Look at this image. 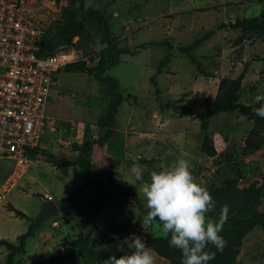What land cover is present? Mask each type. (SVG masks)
<instances>
[{"label": "rangeland", "instance_id": "1", "mask_svg": "<svg viewBox=\"0 0 264 264\" xmlns=\"http://www.w3.org/2000/svg\"><path fill=\"white\" fill-rule=\"evenodd\" d=\"M24 1L26 14L43 25L47 39L56 40L63 29L73 28L86 16L81 34L73 36L63 48L75 55L73 62L84 61L87 67L95 65L103 26L82 13L77 2ZM86 3L106 18L117 47L125 46L133 51L113 55L114 62L104 66V74L116 81L115 91L123 100L110 137L104 145L92 148L89 176L75 165H51L42 151L22 173H15L13 161L0 159V190L7 188L0 199V239L17 243V236L30 226L34 231L26 240L25 254L16 256L14 264H33L30 256L34 263L50 264V257L59 248L69 245L78 232L88 229L81 217L100 190L107 196L96 218L97 236H102L113 224L128 221L131 226L128 234L120 235L116 243L108 246L112 255L117 258L123 255L118 245L133 234L144 241L149 236L164 235L159 220L145 230L142 228L147 209L139 189L149 180L152 170L171 165L181 157L191 162L193 176L210 193L220 189L226 178H236L235 189L243 193L251 186L259 188L258 205L251 212L235 214L236 218L264 210V142L260 147L245 149L246 142L264 141V123L255 125L237 110L211 116L207 132L217 153L208 157L200 151L203 131L199 118L179 116L171 108L159 107V102L177 100L178 110L186 105L197 115L210 107L220 78L237 77L241 73L239 102L253 103L256 95H264V18L261 16L264 0H86ZM210 29L215 32L194 50L207 73L203 75L176 46L187 45ZM164 39L174 48L169 63L157 73V65L166 53L164 46H138ZM109 100L105 83L93 74L61 71L47 108L54 126L47 128L41 149L58 158L75 160L74 145L104 133L97 121L106 114ZM134 161L145 169L143 180H136L130 171ZM88 178L99 179L103 184L85 188L71 197L74 188ZM122 188L133 193L135 200L122 195ZM48 195L59 213L38 223L36 217ZM8 204L26 217H16L6 209ZM208 215L219 217L212 212ZM231 219L228 214L223 226ZM123 246L127 251V245ZM6 254V248L0 245V264L4 263ZM153 254L155 264H169ZM79 264H85L82 258ZM236 264H264V231L259 226L242 240Z\"/></svg>", "mask_w": 264, "mask_h": 264}, {"label": "trees", "instance_id": "2", "mask_svg": "<svg viewBox=\"0 0 264 264\" xmlns=\"http://www.w3.org/2000/svg\"><path fill=\"white\" fill-rule=\"evenodd\" d=\"M70 3H78V8L82 13H87V16L91 21H94L103 26L104 33L102 35L99 56L95 65L87 67L84 61H77L69 63L65 66L64 70L87 72L93 74L94 78L105 83L106 92L110 97L108 110L106 114L100 117L97 121L99 128H104V133L98 135L95 138H87L80 145H74V150L77 152V158L75 160H68L58 158L51 152H45L41 148L35 149L34 154L43 152L45 161L56 167L62 166H78L85 175L89 176L92 162L90 159L91 151L94 145L102 146L106 140L110 137L112 126L116 120V113L120 106L123 97L119 92L115 91L116 81L104 74V66L110 62H114L113 55L132 54V50L128 47H117L114 35L111 32L109 23L102 13L86 3V0H69ZM264 18V12L261 13ZM87 17L83 16L81 20L75 23L71 29H63L60 36H63L67 43L70 42L73 36L81 34L84 29ZM214 29L207 30L200 37L194 39L187 45H178L176 49L185 54L192 63L195 64L197 70L203 74L207 73L203 70L200 60L194 55V50L201 46L213 33ZM55 39H46L45 47L48 50L54 49ZM162 45L166 49V53L162 60L157 65V73L162 71L164 65L169 63L172 50V45L168 40L162 41H150L148 43H142L138 47L143 48L145 45ZM108 53V56H106ZM243 74H239L237 77H222L220 78L217 86V92L210 104V107L197 115H194L192 108L183 105L181 110H178L176 106L177 100L168 101L167 103L159 102L161 109H173L179 116H191L197 117L200 120V128L203 131V138L200 145V151L208 157L216 155L217 150L214 145L212 137L208 134V121L211 116L217 115L222 112H229L237 110L239 114L245 117L247 120L252 121L255 125L264 123V118H261L253 112V109L260 105L256 102L242 103L239 102V91L241 89V81ZM153 80V79H152ZM154 83V81H153ZM155 94L157 95L158 89L156 88ZM263 139H259L256 142H246L245 149L250 146L260 147L263 143ZM102 181L99 179L88 178V180L74 188L71 197L81 193L85 188L92 186H102ZM237 186L236 178H226L222 183L220 189L210 193L216 202L215 210L212 212L215 215H220V210L224 204L229 205V213L232 217L230 223L223 226V230L220 235L223 236L226 241L223 250H218L214 245L209 244L205 249L210 254L214 255V259L210 260L208 264H236L237 256L240 252L242 240L252 231L255 226H259L264 231V210L255 213L252 216L236 218L235 214L251 212L259 203L260 191L258 187L251 186L245 189V192L235 189ZM120 193L124 196L135 200L133 193L129 190L122 188ZM107 196L102 190L99 191L98 196L95 199L89 201V209L82 215L81 222L87 226L86 231H80L67 246L59 248L50 259V264H79V258H82L85 264H102V262L108 259L112 255L109 245L116 243L120 239V235L128 234L131 230L130 223L128 221L113 224L102 236H97V221L96 218L102 207L104 198ZM242 198L240 201L239 199ZM6 209L16 217L24 218L26 214L17 209L11 204H8ZM158 220V219H157ZM34 235V231L30 226L27 231L17 236V243L9 241L7 239H0V245L4 246L7 250L6 259L3 264H14L16 256L25 254L26 240ZM170 234L168 236H149L145 239V242L149 248L152 249L158 256L167 260L169 264H181L182 251L178 248L171 247L169 244ZM33 264H44L43 262L34 263V259L29 257Z\"/></svg>", "mask_w": 264, "mask_h": 264}, {"label": "built area", "instance_id": "3", "mask_svg": "<svg viewBox=\"0 0 264 264\" xmlns=\"http://www.w3.org/2000/svg\"><path fill=\"white\" fill-rule=\"evenodd\" d=\"M23 3L0 0V159L13 161L15 173L27 170L47 128L53 129L47 114L51 92L59 73L75 60L64 50L67 45L45 47V29Z\"/></svg>", "mask_w": 264, "mask_h": 264}, {"label": "clouds", "instance_id": "4", "mask_svg": "<svg viewBox=\"0 0 264 264\" xmlns=\"http://www.w3.org/2000/svg\"><path fill=\"white\" fill-rule=\"evenodd\" d=\"M255 102L260 106L253 112L264 118V95H256ZM144 170L138 161H134L130 169L136 180H143ZM128 183L134 185V182ZM139 191L147 209L142 217V228L145 230L158 219L164 234H170V246L182 251L181 264H208L214 259V255L205 250L209 244L223 250L226 241L220 233L228 219L229 205L222 206L218 218L208 215L215 210L216 202L193 176L188 159L181 157L171 165L158 166ZM118 249L124 254L119 258L112 255L103 264H155L152 249L140 236L126 237Z\"/></svg>", "mask_w": 264, "mask_h": 264}, {"label": "water", "instance_id": "5", "mask_svg": "<svg viewBox=\"0 0 264 264\" xmlns=\"http://www.w3.org/2000/svg\"><path fill=\"white\" fill-rule=\"evenodd\" d=\"M64 44H66V40L63 36H59L54 42L55 46H60ZM58 212L59 210L54 200L49 199L42 205V208L36 217V222L40 223L50 217L57 215Z\"/></svg>", "mask_w": 264, "mask_h": 264}, {"label": "bare ground", "instance_id": "6", "mask_svg": "<svg viewBox=\"0 0 264 264\" xmlns=\"http://www.w3.org/2000/svg\"><path fill=\"white\" fill-rule=\"evenodd\" d=\"M23 6H24L25 8H27V7H26V1H24Z\"/></svg>", "mask_w": 264, "mask_h": 264}, {"label": "crops", "instance_id": "7", "mask_svg": "<svg viewBox=\"0 0 264 264\" xmlns=\"http://www.w3.org/2000/svg\"><path fill=\"white\" fill-rule=\"evenodd\" d=\"M50 196V195H49ZM59 213V212H58Z\"/></svg>", "mask_w": 264, "mask_h": 264}]
</instances>
